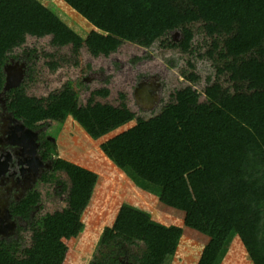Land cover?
Listing matches in <instances>:
<instances>
[{
  "label": "trees",
  "instance_id": "16d2710c",
  "mask_svg": "<svg viewBox=\"0 0 264 264\" xmlns=\"http://www.w3.org/2000/svg\"><path fill=\"white\" fill-rule=\"evenodd\" d=\"M64 1L87 20L85 35L42 0H0V85L2 60L18 58L32 37L48 38L41 61L33 59L30 74L10 91L9 108L33 129L46 126L42 140L49 130L58 135L71 114L95 137L134 119L100 147L122 170L155 185L162 202L185 212L186 226L209 238L197 264H213L232 228L254 264H264V0ZM198 33L202 44L195 43ZM125 47L135 52L134 65L156 57L171 70L150 112L131 96L119 105L103 102L81 78L31 92L46 69L80 66L83 50L97 58ZM203 61L210 66L205 72ZM57 148L53 142L47 152L53 168L15 209L43 206L45 194L54 199L27 239L30 256L13 261L0 249V264H62L65 233L83 217L99 173ZM64 174L70 189L61 200L53 188ZM117 229L148 244L145 264H165L182 239L180 231L133 209L124 211ZM118 246L120 252L89 264H132L129 245Z\"/></svg>",
  "mask_w": 264,
  "mask_h": 264
},
{
  "label": "rangeland",
  "instance_id": "374dc122",
  "mask_svg": "<svg viewBox=\"0 0 264 264\" xmlns=\"http://www.w3.org/2000/svg\"><path fill=\"white\" fill-rule=\"evenodd\" d=\"M42 1L63 16L80 33L84 35L87 33L89 28L87 20L66 1ZM173 35L177 39L181 37L180 34L174 33ZM203 40V35L198 33L195 43L202 44ZM47 41L48 38L32 37L26 48L19 52L18 59L26 62L25 78L31 72L33 59H40L41 46H45ZM130 52L131 49L125 47L109 57L95 58L83 50L80 66L61 67L56 72L46 69L43 72L41 83L33 86L31 92L47 93L69 77L73 80L81 78L90 86V89L98 92V98L103 102L119 105L123 99L128 101L131 96L133 98L132 103L137 108L150 112L158 106L159 101L156 105L143 106L137 101L135 90L141 82H147V84L156 82L162 86V79L171 73V70L167 62L156 57L145 58L146 64L138 61L134 65L130 60L134 61L132 58H135L136 54L132 52L131 55ZM11 59L13 58L11 57ZM5 60L6 58L2 61L5 62ZM200 66L203 68V72L210 67L209 63L205 61L201 62ZM2 70H4L3 67ZM146 72L148 73L146 74ZM88 91L89 89L83 91L82 94L87 97ZM197 91L199 92L200 88H197ZM159 93L162 97L163 87ZM134 123L135 121L132 119L99 137H95L90 134L81 121L71 114L58 135L49 130L50 134L46 140L42 141L41 149L44 153L49 151L53 142H56L60 156L99 173L94 195L83 217L73 222L65 233L66 251L62 264H89L91 261H97L100 258L106 259L110 255L120 252L119 242L129 245L128 258H126L128 261L132 264H145L149 253L148 244L135 238L129 240L117 229L121 215L127 209L136 210L150 219L165 223L181 232L182 239L178 252L170 256L165 264H197L200 253L209 238L207 239L206 235L186 226L185 212L162 202L155 185L142 183L132 173L122 170L100 147L101 142L120 133ZM50 168H53V165L47 167L46 170H51ZM42 180L43 178L40 179V182ZM69 189L70 179L64 174L58 179V183L53 188V193L59 194L63 200ZM48 198V195L45 194L43 206L37 204L25 211L24 214L17 216L16 220L20 223V229L9 237L0 238V249H4L13 261L30 256L27 239L32 231L38 232L37 220L40 214L52 209L54 199L50 197L49 200ZM213 264H254L244 242L233 228Z\"/></svg>",
  "mask_w": 264,
  "mask_h": 264
},
{
  "label": "flooded vegetation",
  "instance_id": "af4514ba",
  "mask_svg": "<svg viewBox=\"0 0 264 264\" xmlns=\"http://www.w3.org/2000/svg\"><path fill=\"white\" fill-rule=\"evenodd\" d=\"M11 57L12 56L8 57L2 65L4 69L6 65L12 62ZM12 58L14 59V57ZM14 60L23 62L18 58ZM5 82L6 80L0 85V208L4 209V207H8L11 213L10 221L14 220L16 222V227L13 230L9 229L11 232L8 233V235L0 234V238L9 237L11 234L15 233L16 230L20 229V223L16 220V217L24 214V212L20 210L16 211V207L23 202L27 194L36 187L40 179L47 173V162L49 164L51 162L53 165V160L41 149V144L44 140L41 138V133L43 130L47 129L46 126L36 129L40 130L38 154L41 155L45 161V165L38 168V174H36L35 169H30V166L24 161L27 154L22 155L21 147L9 141L8 137L10 134L8 132L9 130H14L17 124L13 118L14 116L16 118L19 117L9 108L8 100L11 90L4 92ZM159 90L162 91V86L161 88H157L156 94H160ZM22 122L24 123L23 120ZM29 208L26 211H28Z\"/></svg>",
  "mask_w": 264,
  "mask_h": 264
},
{
  "label": "water",
  "instance_id": "95a60500",
  "mask_svg": "<svg viewBox=\"0 0 264 264\" xmlns=\"http://www.w3.org/2000/svg\"><path fill=\"white\" fill-rule=\"evenodd\" d=\"M174 33L181 35V32L179 30H175L173 34ZM175 39L178 40L176 37ZM25 63L26 62L24 61L20 62L19 60L15 61L14 59H12V62L6 65L5 69L3 70L6 80L4 92H6L7 90L10 91L13 88L19 87L21 85L26 76ZM160 85V83L158 84L156 82L150 84H147V82L139 83V86H137L135 90L137 101L146 107L149 105H156L158 101L160 102L162 99L160 94H156L157 88H161ZM13 119L15 122H17V124L14 130H9L8 133L10 135L8 139L11 143L18 144L21 147L22 155L27 154V157L24 161L30 166V169H35L36 174H38V168L45 165V161L43 160L41 155L38 154V147L40 146V130L28 127L25 123L22 122V120L16 118L15 116ZM47 166L51 167L52 163L50 162L49 164L47 162ZM4 219H11V213L7 206L4 207L2 214L0 209V234L8 235V233L11 232L10 230H13L16 227V222L14 220L10 221L11 225L6 228L2 225Z\"/></svg>",
  "mask_w": 264,
  "mask_h": 264
},
{
  "label": "bare ground",
  "instance_id": "6f19581e",
  "mask_svg": "<svg viewBox=\"0 0 264 264\" xmlns=\"http://www.w3.org/2000/svg\"><path fill=\"white\" fill-rule=\"evenodd\" d=\"M1 209V214L3 213V209L2 208H0ZM1 224V223H0ZM3 227H9L10 225H11V222H10V220L9 219H4V221H3Z\"/></svg>",
  "mask_w": 264,
  "mask_h": 264
},
{
  "label": "crops",
  "instance_id": "0c3cea01",
  "mask_svg": "<svg viewBox=\"0 0 264 264\" xmlns=\"http://www.w3.org/2000/svg\"><path fill=\"white\" fill-rule=\"evenodd\" d=\"M234 229V228H233ZM235 230V229H234ZM236 231V230H235ZM236 233H237V231H236ZM229 234H230V231H229V233H228V235H227V237H226V242H227V240H228V237H229ZM238 234V233H237ZM207 237V236H206ZM207 239H208V237H207Z\"/></svg>",
  "mask_w": 264,
  "mask_h": 264
}]
</instances>
